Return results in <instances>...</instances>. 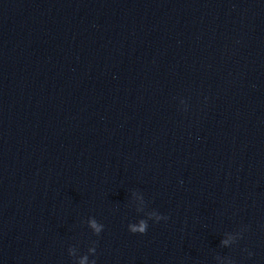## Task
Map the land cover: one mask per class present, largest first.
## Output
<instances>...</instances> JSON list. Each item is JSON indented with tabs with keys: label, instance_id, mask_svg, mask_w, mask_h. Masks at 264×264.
Returning <instances> with one entry per match:
<instances>
[{
	"label": "clouds",
	"instance_id": "clouds-1",
	"mask_svg": "<svg viewBox=\"0 0 264 264\" xmlns=\"http://www.w3.org/2000/svg\"><path fill=\"white\" fill-rule=\"evenodd\" d=\"M92 227H93V228H96L97 232L99 231V228L96 227L95 222L92 223ZM140 231L143 232V222H142V226H141ZM92 251H94V249H93ZM249 255H251V253H249Z\"/></svg>",
	"mask_w": 264,
	"mask_h": 264
}]
</instances>
